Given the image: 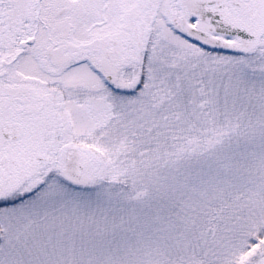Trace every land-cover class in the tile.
I'll return each instance as SVG.
<instances>
[{
    "label": "snow or ice",
    "instance_id": "snow-or-ice-1",
    "mask_svg": "<svg viewBox=\"0 0 264 264\" xmlns=\"http://www.w3.org/2000/svg\"><path fill=\"white\" fill-rule=\"evenodd\" d=\"M0 264H264V0H0Z\"/></svg>",
    "mask_w": 264,
    "mask_h": 264
}]
</instances>
